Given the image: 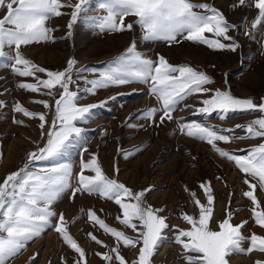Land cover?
<instances>
[{"label":"rangeland","instance_id":"374dc122","mask_svg":"<svg viewBox=\"0 0 264 264\" xmlns=\"http://www.w3.org/2000/svg\"><path fill=\"white\" fill-rule=\"evenodd\" d=\"M76 2L77 0H71L73 4ZM102 2L103 0H89L86 12L73 25L70 36L67 25L72 10L64 8L61 10L63 15L47 21V27L52 29L54 42L42 41L22 47L26 58L47 70L63 71L70 59L77 61L73 72L75 83L70 86V90L78 92L80 105H99L107 101L103 107L93 110L95 115L90 120L78 123L84 132L75 148L59 161H41L35 163L34 167L38 169L53 167L57 163H71V182L74 188L82 161H88L95 155L103 174L109 179L124 184L134 193L152 187V191L147 192L143 198L144 206L163 208L160 215L168 218L170 226L181 229L189 227L182 220V213L198 214L191 194L195 193L196 198L205 203L206 195L200 185L211 182L215 205L210 227L216 229L218 223L226 217V211H231L234 225L247 221L242 229L246 237L253 233L264 236V229L254 221V205L243 195L249 190L244 180L252 178L246 177L234 162L220 157L210 144L189 137L180 129L182 123L200 122L226 135L244 136L246 133L236 126H246L264 114L230 113L226 119H220L216 113L211 116L200 115L197 110L203 107L202 100L209 98L212 93H194L176 107L171 120H165L161 124L159 117L162 101L150 92V85L128 83L111 86L97 89L94 95L85 91L91 87L86 80L98 79V73L104 71L110 62L135 42L137 50L146 58L157 61L158 57L163 56L173 66L187 65L207 74L213 80V83L206 85L209 89L230 92L237 98H252L255 103H261V98H264V23L256 28L252 27L258 17L255 0H251V6H238L237 0H193L218 9L231 25L236 26L228 33L240 45L235 52L216 51L182 36L177 38L179 42L171 44L165 41L146 42L142 40L143 31L135 23L132 31H101L88 18L106 15L100 9ZM3 15L4 10H0V17ZM135 19L132 16L126 17L125 23H132ZM205 35L215 38L211 33ZM78 69L87 70L80 72ZM37 76L40 79L47 78L42 73H37ZM21 82L35 83L36 80L32 77H19L10 67H0V102H3V107H0V182L7 174L22 168L28 154L43 147L46 140L39 128L40 121L16 112L15 106L19 104L33 113H45L50 123L54 119V110L45 109L42 104L34 101L46 100L54 104V99L59 98L58 94L54 97L46 95L47 90L44 89L38 93L21 89L18 86ZM52 91L58 92L57 89ZM152 108L157 109L156 122L144 117V113ZM44 131H48L47 125ZM216 143L222 150L244 156L247 150L264 143V138L233 139L230 143ZM126 153L130 155H125ZM85 175L95 174L85 171ZM252 182L256 183L255 180ZM255 194L260 202V207L255 208V211H264V191L258 187ZM70 196L71 190L66 191L53 208L57 213L64 214L69 234L84 249L87 264H106L96 253H108L117 246L111 234L105 233L90 220V211H94L109 227L123 231L132 238L138 236L137 232L117 219L118 216L123 219L122 210L113 200L87 193H77L74 199ZM123 202L134 201L125 198ZM166 232L169 240H173L175 230ZM89 233L107 247L93 241ZM140 246L142 245L131 248L119 245L120 254L128 264L138 258ZM244 247H249V244L245 243ZM77 259L78 254L59 234L48 230L40 238L30 242L12 264H75ZM256 261H264V253L252 251L247 255L229 258L230 264H256ZM152 262L185 264L180 245L173 242H165L152 257Z\"/></svg>","mask_w":264,"mask_h":264},{"label":"snow or ice","instance_id":"6c2138e0","mask_svg":"<svg viewBox=\"0 0 264 264\" xmlns=\"http://www.w3.org/2000/svg\"><path fill=\"white\" fill-rule=\"evenodd\" d=\"M88 3L89 0H77L75 4L71 3V0H0V10H4V15L0 17V67H10L19 77H32L36 80L35 83L21 82L18 85L21 89L33 93L44 89L47 90L45 94L48 96L59 95L58 99H54V104L46 100L34 101L42 104L45 109L54 110V119L50 123L45 113H33L19 104L15 106L16 112L40 121L39 128L46 140L43 147H38L37 151L28 154L22 168L7 174L0 182V264H12V261L27 249L30 242L40 238L48 230L58 233L78 254L75 264H87L84 249L69 234L64 214L57 213L53 208L69 190L70 198L73 199L77 193H87L113 200L122 210L123 219L120 216L117 219L138 233L136 238H132L123 231L109 227L94 211H90V220L105 233L111 234L117 243L108 253H96L106 264H128L120 254V244L131 248L142 245L138 248V258L131 264H153L152 257L165 242L180 245L185 264H230L229 258L234 255H247L252 251L264 253V236L253 233L246 237L242 229L247 221L234 225L231 211H226V217L218 223L216 229L210 227L215 205L211 182L200 185L206 195L205 203L196 198L195 193L191 194L198 214L182 213L181 218L189 227L181 229L170 226L168 218L160 215L164 211L163 208L144 206L143 198L147 192L152 191V187L134 193L124 184L109 179L103 174L95 155L88 161H82L74 188L71 182V163H57L53 167L38 169L34 167L37 162L59 161L65 157L83 138L84 129L79 127L78 123L90 120L95 115L93 110L107 103H78V92L70 90V86L75 83L73 72L76 70L77 61L74 59L68 61L65 70L52 71L36 65L22 53V47L30 44L49 40L54 42L55 38L51 36L52 29L47 27V21L63 15L61 10L64 8L72 10L67 25L70 36L73 25L86 12ZM237 5L251 6V0H237ZM254 6L258 9V17L252 27L256 28L264 23V0H255ZM100 9L106 15L91 17L88 20L101 31H132L135 23L143 31L142 40L146 42L165 41L171 44L179 42L177 38L182 36L188 41L206 45L216 51L235 52L240 47L233 37L228 35L236 26L231 25L218 9L206 3H195L193 0H103ZM129 16L136 19L126 24L125 18ZM205 33H211L215 38H208ZM222 40L230 43H224ZM37 73L45 74L47 78L40 79ZM98 76V79L85 81L91 85L85 89L89 94L94 95L97 89L128 83L150 85V92L162 101L159 117L161 124L165 120H171L176 107L194 93H212L209 98L202 100L203 107L197 110L200 115L211 116L216 113L220 119H226L230 113L264 114V98L257 104L252 98H237L230 92L209 89L206 85L213 83V80L207 74L187 65L173 66L163 56L158 57L157 61L146 58L137 50L135 42L110 62L104 71L99 72ZM53 89L58 92L54 93ZM0 107H3V102H0ZM156 113L157 109L152 108L144 113V117L156 122ZM46 125L47 132L44 131ZM236 127L246 134L226 135L200 122H185L180 125L181 132L207 142L220 157L234 162L246 177L256 181L253 183L250 179L244 180L249 190L243 195L254 205L255 224L264 229V211H255V208L260 207L256 189L259 187L264 191V143L247 150L244 156L222 150L216 143H230L233 139L264 138V115L246 126ZM85 171H91L95 175H85ZM125 198L134 202H123ZM173 229L176 235L173 240H169L166 230ZM89 236L97 244L107 247L95 235L89 233ZM245 243L249 244V247L245 248ZM256 264H264V261H256Z\"/></svg>","mask_w":264,"mask_h":264}]
</instances>
